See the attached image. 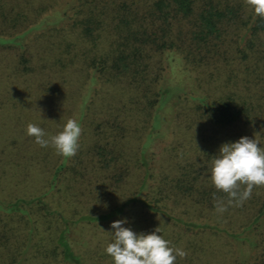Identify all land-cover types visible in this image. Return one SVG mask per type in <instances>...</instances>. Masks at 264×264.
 <instances>
[{
    "label": "rangeland",
    "instance_id": "374dc122",
    "mask_svg": "<svg viewBox=\"0 0 264 264\" xmlns=\"http://www.w3.org/2000/svg\"><path fill=\"white\" fill-rule=\"evenodd\" d=\"M3 1L11 18L20 16V25L5 23L0 16V38L14 40L0 45V201L41 197L71 221L109 213L134 198L146 201L149 207L130 203L107 222L73 225L71 244L84 264H113L105 247L111 223L122 218L137 233L159 227L171 246L183 248L187 255L174 264H225L230 257L251 255L214 230L186 226H220L240 233L251 217L249 209L238 211L235 203L218 212L221 198L210 208L200 202L201 191H217L209 177L220 145L247 136L264 147V33L253 36L249 30L256 17L250 0H216L238 9L239 16L197 61L185 59L181 51L152 54L142 77L112 83L105 80L107 71L94 77L91 67L92 60L112 54L114 35L105 15L94 43L68 30L50 29L54 23L61 27L66 15L73 14L68 1L80 7L84 0ZM12 7L16 12L9 11ZM190 27L186 21L179 24L174 36L187 39ZM160 89L174 90L165 105ZM203 99H229L247 112L235 125H210L196 108ZM70 118L82 129L71 157L51 144L41 147L26 133L27 124L34 123L55 135ZM105 138L116 140L119 165L127 171L119 186H111L106 179L111 172L93 163V149ZM63 163L69 168L56 185L53 174ZM74 166L80 170L76 176L70 169ZM47 219L43 249L26 264H67L56 261L58 256L47 258L63 226L56 216ZM10 225L17 228L15 222ZM6 258L0 256V263Z\"/></svg>",
    "mask_w": 264,
    "mask_h": 264
},
{
    "label": "trees",
    "instance_id": "16d2710c",
    "mask_svg": "<svg viewBox=\"0 0 264 264\" xmlns=\"http://www.w3.org/2000/svg\"><path fill=\"white\" fill-rule=\"evenodd\" d=\"M68 3L67 7L73 14L69 16L65 13L67 17L61 27L54 23L50 29L57 32L68 30L78 34L79 38H90L95 43V35L104 24L101 16L105 15L109 19L114 35L112 54L108 53L99 60H92L91 67L95 70L94 77L100 74L101 78L107 71L109 78L105 80L110 83L119 81L123 77H142L150 68L147 60L151 59L152 54H166L172 50L181 51L185 59L197 61L198 54L210 52L222 38V34L228 28L227 25L235 22L239 16L238 9L216 0H84L80 7ZM14 9L12 7L13 11L11 9L9 11L16 12ZM43 10H41L42 13H44ZM0 16L5 23H12L13 26L20 25V16L11 18L3 0H0ZM185 21L191 26L188 30L189 37L180 41L174 34L179 24ZM249 30L253 36L264 33V17L256 15ZM12 43H14L13 39L0 38V45ZM67 43L70 46V41ZM186 43L188 45L185 47ZM186 50L189 55L182 52ZM173 92V89H160L158 92L161 98L160 103L165 105ZM241 106L229 99L218 103H206L203 99L198 102L196 108L199 116L210 125L226 127L240 123L243 119L247 110L244 105ZM98 127L101 128V126ZM114 137L117 138V136ZM116 145V140L110 141V138H105L104 142L96 143L92 153L93 163L96 162L101 169L111 172L112 175L106 178L111 186H119L127 172L123 165H119L121 152L119 153ZM78 167H70L75 176L80 173ZM67 168H69L67 163L59 165L54 171L52 183L56 185L61 183ZM192 188L195 190L194 186ZM201 195V204L208 208L214 207L217 198L224 199V202L228 199L227 194L219 190H203ZM140 202L149 207L146 201L134 198L109 213L99 216L84 215L76 221H71L62 213L60 214V211L53 210L51 205L43 201L41 197L0 201V252L2 253L0 256H7L6 260L1 261L0 264H26L30 261V255L41 253L42 242L45 239L42 236H46L48 231V228L44 226L48 225L47 218L51 215L63 222V226L47 258L58 256L56 261L84 264L83 256L77 253L71 244L73 225L80 222L89 224L107 222L122 214L130 203ZM238 209V211L249 209L251 212L247 225L240 233L220 226H200L192 223H187L186 226L214 230L216 234H222L224 238L231 240L232 245L251 250V255L247 258L233 256L225 264H264V185L254 186L252 195L241 202ZM11 222L17 223V228L11 227ZM32 249H35V252H31ZM45 252L47 254V250ZM108 256L111 258L110 255Z\"/></svg>",
    "mask_w": 264,
    "mask_h": 264
},
{
    "label": "clouds",
    "instance_id": "9594fccd",
    "mask_svg": "<svg viewBox=\"0 0 264 264\" xmlns=\"http://www.w3.org/2000/svg\"><path fill=\"white\" fill-rule=\"evenodd\" d=\"M250 2L254 13L264 17V0ZM81 131L80 123L71 118L55 135L46 134L38 124L28 123L26 127V133L33 136L37 144L41 147L51 144L65 157L77 152ZM209 178L214 187L228 197L226 202L216 201L218 212L225 211L233 203L239 205L251 195L254 186L264 185V147L255 137L247 136L235 142L223 143L218 154L213 156ZM241 185L245 186L242 191ZM127 223V218H122L110 225L111 239L105 252L111 256L113 264H174L177 257L187 255L183 248L171 246L170 241L160 234L159 227L150 233H137L126 227Z\"/></svg>",
    "mask_w": 264,
    "mask_h": 264
}]
</instances>
